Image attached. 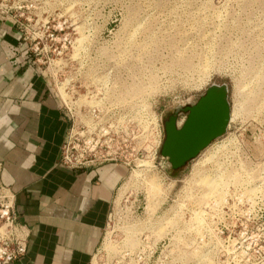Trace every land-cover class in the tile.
Instances as JSON below:
<instances>
[{"label": "rangeland", "instance_id": "1", "mask_svg": "<svg viewBox=\"0 0 264 264\" xmlns=\"http://www.w3.org/2000/svg\"><path fill=\"white\" fill-rule=\"evenodd\" d=\"M0 9L22 24L70 141L125 168L91 264H137L150 250L139 264H264V0H0ZM213 84L228 89L226 133L171 171L164 122ZM212 200L226 204L229 231L200 246L189 213Z\"/></svg>", "mask_w": 264, "mask_h": 264}, {"label": "crops", "instance_id": "2", "mask_svg": "<svg viewBox=\"0 0 264 264\" xmlns=\"http://www.w3.org/2000/svg\"><path fill=\"white\" fill-rule=\"evenodd\" d=\"M17 27L0 20V181L28 231L11 264H91L125 168L59 165L71 120Z\"/></svg>", "mask_w": 264, "mask_h": 264}, {"label": "built area", "instance_id": "3", "mask_svg": "<svg viewBox=\"0 0 264 264\" xmlns=\"http://www.w3.org/2000/svg\"><path fill=\"white\" fill-rule=\"evenodd\" d=\"M7 11L0 9V20L17 27L22 33V24L18 20L17 16L9 15ZM181 122L177 121V126L182 125ZM70 129L62 147L59 159V165L69 170H81L92 166L99 165L103 162H115L114 157L104 158L97 160L95 156L91 158V154H88L86 148L78 150L71 139ZM158 139L160 138L158 134ZM160 144V140L158 145ZM2 165L0 163V175ZM224 206V207H223ZM220 207V205L214 204H196L194 211L192 210L189 214L192 216L194 212L198 214V221H188L191 224L195 238L198 243H205V239L219 242L222 235L229 231V225L225 222L226 204ZM223 207V208H222ZM227 209H229L227 207ZM187 222V223H188ZM242 223L240 224V226ZM263 236V234H262ZM28 242V231L23 225H21L16 218L15 214V196L6 187L1 184L0 181V264H11L14 261L21 259L27 251ZM156 250H150L148 255L145 252L140 251L136 254L137 264L142 261L143 258L148 259L154 255ZM133 264V263H132ZM142 264H148V262H142Z\"/></svg>", "mask_w": 264, "mask_h": 264}, {"label": "water", "instance_id": "4", "mask_svg": "<svg viewBox=\"0 0 264 264\" xmlns=\"http://www.w3.org/2000/svg\"><path fill=\"white\" fill-rule=\"evenodd\" d=\"M179 113L186 118L177 126ZM228 89L225 84L211 85L189 106L176 108L164 122V140L160 155L171 171L184 168L206 149L212 141L222 137L230 121Z\"/></svg>", "mask_w": 264, "mask_h": 264}, {"label": "bare ground", "instance_id": "5", "mask_svg": "<svg viewBox=\"0 0 264 264\" xmlns=\"http://www.w3.org/2000/svg\"><path fill=\"white\" fill-rule=\"evenodd\" d=\"M230 121H231V115H230ZM229 121V122H230ZM152 131V130H151ZM209 147V146H208ZM207 147V148H208ZM207 155V154H206ZM211 159V157H208L205 161H209ZM141 162H143V161H141ZM204 162V161H203ZM149 163V162H148ZM147 162H143V163H141V164H139L138 165V167L139 168H143V169H146V168H148L150 165L148 164ZM201 163V162H200ZM199 172V171H198ZM197 174H199V173H197ZM201 178V176L198 178V179H200ZM213 183H211V182H208V183H204V182H201V185L202 186H204V187H202V186H200V188H202L203 189V193L204 194H213L214 193V191H215V189L213 188V185H212ZM210 187V188H209ZM161 189V188H160ZM157 191H158V186H157V184H156V180L155 179H152L151 180V182H149L148 183V185H147V193H148V197H149V199L150 200H152L153 199V197H155L156 196V193H157ZM159 192H160V190H159ZM209 198H207V197H205V196H203V195H200L199 196V198H198V202L199 203H208L207 202V200H208ZM154 200V199H153ZM222 201H220V202H216L215 200H212V201H210L209 203L210 204H214V205H219L220 203H221ZM153 203L151 202V203H149V208L150 209H152V207H153ZM194 221H198V214H196V212H194L193 213V215H192V217H191ZM168 223V222H167ZM154 235H155V237H157V238H159V236L157 235V233H155L154 232ZM128 239V241H129V238H127ZM126 242H127V240H126ZM199 245H200V243H198ZM109 245V244H108ZM135 246V244H131V247L132 246ZM201 246V245H200ZM107 247V245L105 246V248Z\"/></svg>", "mask_w": 264, "mask_h": 264}]
</instances>
